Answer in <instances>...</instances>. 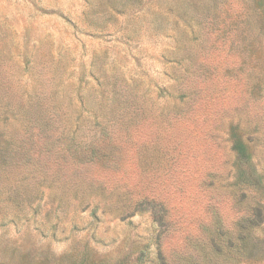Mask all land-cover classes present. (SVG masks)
Here are the masks:
<instances>
[{
	"label": "rangeland",
	"instance_id": "1",
	"mask_svg": "<svg viewBox=\"0 0 264 264\" xmlns=\"http://www.w3.org/2000/svg\"><path fill=\"white\" fill-rule=\"evenodd\" d=\"M165 1L0 0V264H209L212 216L264 204V0H223L190 50ZM252 231L228 264H264Z\"/></svg>",
	"mask_w": 264,
	"mask_h": 264
},
{
	"label": "trees",
	"instance_id": "2",
	"mask_svg": "<svg viewBox=\"0 0 264 264\" xmlns=\"http://www.w3.org/2000/svg\"><path fill=\"white\" fill-rule=\"evenodd\" d=\"M223 0H166L169 2V8L172 11H178L182 18L185 19V24L179 32V40L181 44L187 49H191V45L199 39H203L208 33L209 17L215 16L220 3ZM260 2L259 0H244L245 4H254ZM178 24V22H177ZM130 102V104H129ZM130 96H124L120 93H114V98L110 104V111L108 114L111 117L117 118L123 111L131 112L132 105ZM99 106V105H98ZM103 107H98L101 110ZM104 119V118H102ZM108 122L101 129V137H105L111 141L109 129L107 130ZM229 141L231 142V149L235 154L236 166V186L238 187V167L242 172V167L251 165V153L245 140L238 134V125L230 127ZM90 151L82 156V161L94 162L98 160H107L108 156L113 154L111 146L93 145ZM251 167V166H250ZM252 179L253 174H250ZM247 179L249 186H253V180ZM259 183H260V177ZM257 179V180H258ZM256 184V182H255ZM238 201V191L233 192ZM238 204V203H237ZM245 217L238 223H235L233 228L229 229L224 221L218 216L213 215L210 223L204 227L205 238L201 242L204 243L202 248H197L200 255L208 261L209 264H228L231 256L235 258L250 256L252 252L251 240L253 237V229L263 225L264 223V204L257 202L255 205H248L246 207ZM155 220L160 224H164L163 216L155 214ZM200 245V244H199ZM208 249L210 251H208ZM142 254V253H141ZM132 264H145L143 257H137Z\"/></svg>",
	"mask_w": 264,
	"mask_h": 264
}]
</instances>
